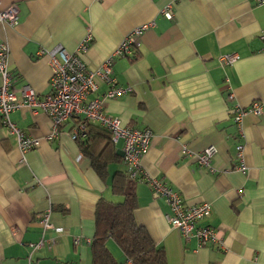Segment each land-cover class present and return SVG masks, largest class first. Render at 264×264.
<instances>
[{"label": "crops", "instance_id": "crops-1", "mask_svg": "<svg viewBox=\"0 0 264 264\" xmlns=\"http://www.w3.org/2000/svg\"><path fill=\"white\" fill-rule=\"evenodd\" d=\"M169 3L173 15L166 19L160 10ZM12 4L17 24L0 25V39L9 48L7 67L17 96L26 85L38 99L48 92L50 69L40 49L60 46L73 53L89 33L92 41L80 59L95 70L133 29L148 25L136 37L138 45L111 67L117 86L130 91L105 99L103 109L122 126L151 132L140 160L145 178L163 181L186 204L208 203L210 213L201 223L217 232L219 242L198 247L172 229L168 207L152 196L145 178L135 184V221L163 250L166 264H264V117L246 115L241 129L232 120L236 107L257 102L264 109V4L0 0V10ZM224 55L237 60L222 65ZM94 81L97 90L88 100L108 88L98 76ZM10 119L39 146L21 161L15 138L0 125V264H91L87 241L94 235L96 205L122 199L111 188L114 174L125 170L122 142L113 144L106 175L99 177L71 138L77 119L60 126L51 140L50 121L41 110L23 106ZM182 145L192 153L215 147L212 171L183 155ZM238 145L244 172L236 170ZM46 211L52 228L43 233ZM106 248L117 262L131 264L112 240Z\"/></svg>", "mask_w": 264, "mask_h": 264}, {"label": "built area", "instance_id": "built-area-1", "mask_svg": "<svg viewBox=\"0 0 264 264\" xmlns=\"http://www.w3.org/2000/svg\"><path fill=\"white\" fill-rule=\"evenodd\" d=\"M255 4H264V0H251ZM173 3L167 4L160 10V14L166 19L172 18ZM17 5L0 10V25L13 27L17 24ZM148 25H142L133 29L121 42V44L107 57L95 70H88L81 61V54L86 52L92 41L88 33L80 41L73 53H68L64 48L57 46L51 50L40 49L38 56L45 57L50 69L48 81V92L41 99L29 86H24L17 96L11 88L12 77L7 67V57L9 48L0 39V125L4 127L9 135L16 140L17 149L24 161V156L29 151L39 146V140L27 136L10 119V115L20 107L26 106L32 110L39 109L47 115L50 121V133L47 140L55 138L59 133V128L69 119H77L71 138L76 140L84 134L87 122L95 123L108 132L110 142L117 144L122 142V161L131 178L140 180L145 175L140 166L141 158L147 153L152 134L148 129H133L122 126L118 118L107 115L103 109L105 99H113L126 95L130 89L117 86L111 77V67L115 58L125 57L130 54L131 49L136 47V37ZM260 39L264 42V31L261 32ZM264 52V48H262ZM237 60L235 55H224L219 58L222 65H232ZM98 76L108 88L101 97L88 100L91 93L96 92L97 85L94 77ZM233 123L241 129L242 120L246 115L264 117V109L259 103L253 102L247 107H236L233 109ZM240 131V130H239ZM181 153L189 158H194L199 166L206 167L209 171L210 161L216 153L213 146L205 148L201 153H192L185 146H181ZM236 158L239 165L236 170L244 172L245 165L242 156V146L236 147ZM150 192L154 198L164 201L169 209L166 220L172 229L177 230L186 240L194 239L197 246L215 244L219 242L217 232L210 226L202 224L210 213V205L206 202L199 204H186L172 188L156 178H145ZM49 211L42 214L41 225L43 233L52 228L48 222ZM56 233H62V229H55ZM79 238L74 239V244H78ZM90 243V241H87ZM42 241L30 245L32 250L39 249Z\"/></svg>", "mask_w": 264, "mask_h": 264}, {"label": "trees", "instance_id": "trees-1", "mask_svg": "<svg viewBox=\"0 0 264 264\" xmlns=\"http://www.w3.org/2000/svg\"><path fill=\"white\" fill-rule=\"evenodd\" d=\"M76 141L82 155L90 160L99 177L106 175V165L112 158V147L108 132L94 129L90 122L84 134ZM138 180L129 177L127 171L116 172L111 181L112 192L122 199L118 203L101 200L95 209V231L90 241L91 264H121L106 248L110 239L122 251L131 264H166L164 252L151 241L145 229L134 218L136 209L135 184Z\"/></svg>", "mask_w": 264, "mask_h": 264}]
</instances>
